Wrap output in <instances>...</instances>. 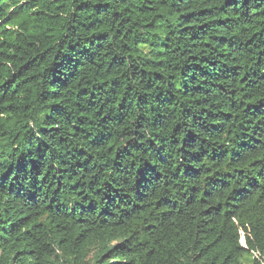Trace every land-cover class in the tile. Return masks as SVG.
Here are the masks:
<instances>
[{"label":"trees","instance_id":"trees-1","mask_svg":"<svg viewBox=\"0 0 264 264\" xmlns=\"http://www.w3.org/2000/svg\"><path fill=\"white\" fill-rule=\"evenodd\" d=\"M264 264V0H0V264Z\"/></svg>","mask_w":264,"mask_h":264},{"label":"rangeland","instance_id":"rangeland-1","mask_svg":"<svg viewBox=\"0 0 264 264\" xmlns=\"http://www.w3.org/2000/svg\"><path fill=\"white\" fill-rule=\"evenodd\" d=\"M243 264H251V257L247 256L243 260Z\"/></svg>","mask_w":264,"mask_h":264}]
</instances>
